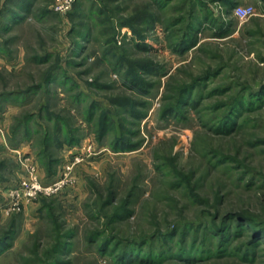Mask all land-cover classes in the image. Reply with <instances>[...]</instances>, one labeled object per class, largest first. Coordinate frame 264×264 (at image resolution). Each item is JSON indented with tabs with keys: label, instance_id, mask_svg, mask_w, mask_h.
I'll use <instances>...</instances> for the list:
<instances>
[{
	"label": "rangeland",
	"instance_id": "374dc122",
	"mask_svg": "<svg viewBox=\"0 0 264 264\" xmlns=\"http://www.w3.org/2000/svg\"><path fill=\"white\" fill-rule=\"evenodd\" d=\"M56 2L0 0V264H264V0Z\"/></svg>",
	"mask_w": 264,
	"mask_h": 264
},
{
	"label": "built area",
	"instance_id": "2783aa9c",
	"mask_svg": "<svg viewBox=\"0 0 264 264\" xmlns=\"http://www.w3.org/2000/svg\"><path fill=\"white\" fill-rule=\"evenodd\" d=\"M72 0H57L55 9L61 10ZM67 4V5H66ZM251 6H241L237 5L233 7V11L240 17H245L247 14L252 12ZM30 168L28 173L21 177L19 182L8 189L6 206L8 209L20 210V208L25 204V202L35 198V196L41 192H50L51 190H56L59 188L61 181H51L49 184H43L39 179L37 174Z\"/></svg>",
	"mask_w": 264,
	"mask_h": 264
},
{
	"label": "trees",
	"instance_id": "16d2710c",
	"mask_svg": "<svg viewBox=\"0 0 264 264\" xmlns=\"http://www.w3.org/2000/svg\"><path fill=\"white\" fill-rule=\"evenodd\" d=\"M223 2H225L226 11H229L232 8V6H234L236 4V0H223ZM22 10L24 11L25 9H22ZM190 24L191 23L189 22V24L187 26L188 29L183 33V35L180 37V39L178 41L181 45L180 47H185L193 39V34H192L193 29L192 28H196V26H195V23L192 24L191 26H190ZM33 115H31V117H33ZM19 125H21V127L19 128V130L17 132H15V134H18L20 132L23 133V130H24V134H25L26 133L25 129L28 128L27 124L23 123V124H19ZM25 135H27V133ZM44 137H45V139H43L42 141H44L43 143H44L45 147L49 148V143L53 142V140H51V138H48V135H44ZM72 141L73 140H68V143H72ZM52 160L55 161L54 157H52V159L50 158V161H52ZM2 244H4V243H0V245H2Z\"/></svg>",
	"mask_w": 264,
	"mask_h": 264
}]
</instances>
